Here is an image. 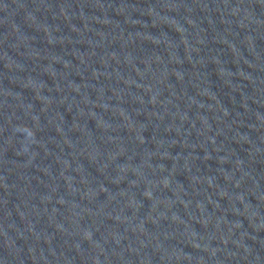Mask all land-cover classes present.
Returning <instances> with one entry per match:
<instances>
[{
  "label": "water",
  "instance_id": "95a60500",
  "mask_svg": "<svg viewBox=\"0 0 264 264\" xmlns=\"http://www.w3.org/2000/svg\"><path fill=\"white\" fill-rule=\"evenodd\" d=\"M0 264H264V0H0Z\"/></svg>",
  "mask_w": 264,
  "mask_h": 264
}]
</instances>
